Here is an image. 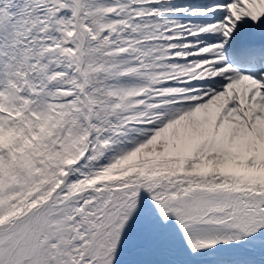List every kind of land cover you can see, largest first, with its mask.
Instances as JSON below:
<instances>
[{
    "label": "snow or ice",
    "instance_id": "obj_1",
    "mask_svg": "<svg viewBox=\"0 0 264 264\" xmlns=\"http://www.w3.org/2000/svg\"><path fill=\"white\" fill-rule=\"evenodd\" d=\"M0 264H264V0H0Z\"/></svg>",
    "mask_w": 264,
    "mask_h": 264
}]
</instances>
